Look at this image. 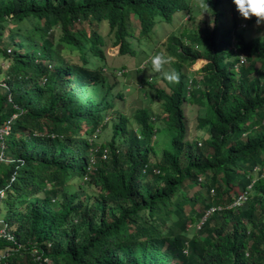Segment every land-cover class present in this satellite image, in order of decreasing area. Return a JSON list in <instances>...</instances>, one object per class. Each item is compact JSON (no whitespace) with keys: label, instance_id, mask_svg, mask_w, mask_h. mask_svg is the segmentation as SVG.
<instances>
[{"label":"trees","instance_id":"16d2710c","mask_svg":"<svg viewBox=\"0 0 264 264\" xmlns=\"http://www.w3.org/2000/svg\"><path fill=\"white\" fill-rule=\"evenodd\" d=\"M192 9V0H0V59L11 61L0 68L9 86L0 94V129L12 125L0 135V195L5 209L14 208L3 216L14 241L0 239L1 264H264V40L237 34L247 58L237 72L231 33L221 49L210 30L186 36L191 45L173 32L168 46L179 83L170 94L156 90L172 133L160 162L150 161L158 128L146 109L132 119L138 136L122 116L109 143L94 142L114 104L101 77L107 66L97 26L108 23L120 55H136L135 28L148 39ZM80 22L92 25V35ZM199 58L208 61L204 89L192 95L210 109L198 126L210 128V139L200 146L185 142L182 72ZM92 187L96 201L81 200L79 192ZM159 216L169 218L167 230Z\"/></svg>","mask_w":264,"mask_h":264},{"label":"rangeland","instance_id":"374dc122","mask_svg":"<svg viewBox=\"0 0 264 264\" xmlns=\"http://www.w3.org/2000/svg\"><path fill=\"white\" fill-rule=\"evenodd\" d=\"M210 7L213 10V15L210 16L208 13L204 14V18L202 19V13L199 9L193 7L192 12L190 13V17H187L186 13H180L175 18V23L173 26L167 25L163 23L156 27V33L153 34L150 38L142 39V35L140 34V28L137 27L134 29L136 39L132 41L133 49L136 50V55H132L131 53L122 56L119 54V46L115 43V36L113 33H110V29L107 22H102L97 26V31L100 36L104 38V44L102 45V50L104 55L106 56L105 64L107 68L104 70V74L101 77H107L109 83L111 85V91L109 95V99L112 103H114L111 107L107 109V107L102 103L105 110L107 109L106 120H109V123L102 132L98 135V137L94 138V142L97 145H102L105 143H109L114 137V126L117 125L122 116L129 118L131 123L129 125V129L133 130L135 136H138V126L132 122V119L136 113V111L141 109H146L150 112L153 120L156 122V127L158 128V133L154 137V140L150 143V146L153 147V151L150 153V161L151 163H158L162 158L164 149L169 145V142L172 140V133L169 129H164L165 127V119L163 115V107L164 102L161 101L157 97V89H163L167 93H171V87H174V83H169L165 80L161 73H156L151 71V64L145 63L152 56V53H163L165 56L171 57V52L169 48V38L172 36L180 37L181 40L185 43L190 44V40H186L185 37L189 34L194 35L195 33H200L203 37L205 35L204 30H211L214 32L211 27H209V21L214 18L215 20V41L219 44L220 48H224V35L227 32L235 31L239 28L240 25H247V28L240 33H243L246 41H250L252 39L258 38L264 40V31H262L261 27L257 24L249 25L247 24L249 20H243L238 12L236 11L235 5L232 0H208ZM216 4L215 8L213 5ZM202 19V20H201ZM201 20V21H200ZM130 24H132L130 22ZM78 29H84L89 34L92 25L88 22H80L77 25ZM261 30V32L259 31ZM174 32V33H173ZM225 32V34H224ZM56 41H58V37L61 36L60 30H55ZM174 35H173V34ZM238 33V32H237ZM172 35V36H170ZM142 50V51H141ZM144 50L147 51V54H144ZM197 51H200V47H196ZM65 56L72 63L81 64L82 61L79 60L78 55H75L71 51H65ZM173 58V62L170 65H165V71L174 70V63L176 62V58ZM10 60L0 59V68L6 70L10 65ZM143 64V68L141 65ZM148 64V65H147ZM205 64H194L186 65L184 64L183 71L186 75V84L187 87H192V92L196 89L197 86L201 90L204 89L203 77L204 74L201 71V66ZM140 70V71H138ZM258 71V68L255 69ZM255 71V72H256ZM0 72V94L8 92L7 91V83L4 81V74ZM143 72V73H141ZM176 72V71H175ZM189 74H192L188 76ZM188 76V77H187ZM252 76H255L253 73ZM193 79V84L190 85V81ZM144 80H149L150 84L155 88H150L145 85ZM170 85H169V84ZM5 88V89H3ZM187 91L189 92V89ZM104 87H100L99 90V99L98 102H101L102 96L104 97ZM187 95H189L187 93ZM195 99V101H194ZM209 106L206 99H197L194 97H190L186 100V104H184L185 111V123H186V140L190 144H200L203 141L210 139L209 136V127L199 128L200 119L205 118L209 113ZM159 116V119L157 117ZM83 126V124H82ZM12 125H8L5 128L0 129V135L8 136L11 133ZM123 147H128L130 142L127 140H123L119 142ZM200 146V145H199ZM5 154L0 155V159L4 160ZM261 164V163H260ZM76 191V190H74ZM80 189H78V192ZM242 190L236 189V193L241 192ZM192 194L196 192V189L191 190ZM99 190L95 187L85 189L80 191V199L84 200L88 203H93L96 201L94 197L95 194H98ZM234 195V194H233ZM5 195H0V230H3L6 233H10L12 231V227H7L4 221L5 212L12 213L13 207L11 209H5L3 203ZM187 210V206H186ZM220 210V209H217ZM162 222H164V229L167 230L170 225L169 218L165 216H159ZM202 224V220L193 226H189L188 233L193 235L197 230L200 229ZM205 236H201V239H204ZM7 253V250L0 252V257L2 254ZM7 255V254H6Z\"/></svg>","mask_w":264,"mask_h":264},{"label":"clouds","instance_id":"9594fccd","mask_svg":"<svg viewBox=\"0 0 264 264\" xmlns=\"http://www.w3.org/2000/svg\"><path fill=\"white\" fill-rule=\"evenodd\" d=\"M232 2L235 5L236 11L238 12L239 16L243 20H251L253 17H255L256 24L258 26L264 25V0H232ZM192 6L201 11L202 19L204 18L205 13H208L210 16L213 15V10L210 7L208 0H192ZM187 17H190V16H187ZM247 24H249V23H247ZM215 26H216L215 20L213 18L209 21V27H211L214 32H215V30H214ZM246 28H247V25H240L239 24L238 29H236L235 31L229 32V34L231 33V37H230V46H229L228 51H229V53H236L237 54V58L239 59L235 65V70H237V72H239L241 70V68H243L244 66H247V58L238 52L237 39H236L237 34H239L241 31L245 30ZM224 34H225V32H224ZM201 49L202 50H200V52H204V48H201ZM144 54H147V51L144 50ZM200 60L205 63L200 68L201 71L203 72V68L205 67V65H207L208 61L204 58H199L194 64H198V62ZM172 62H173L172 56L171 57L165 56L163 53H152V56L149 57V59L147 61H145V63L151 64V71L156 72V73H161L163 78L165 80H167L169 83H179V74L177 72H175L174 70L165 71V65H170ZM194 64H192V66ZM186 65H188V64H186ZM141 68H143V64L141 65ZM183 68H184V65L182 66V72L184 73ZM203 74L205 76L204 72H203ZM190 75H192V74H189L188 76H190ZM183 76L186 77L185 73ZM203 79H204V77H203ZM192 84H193V79L190 81V85H192ZM187 88L188 87H187L186 78H185V95H184L185 104H186V100H188L190 97H193V95H192L193 92L191 90L192 87L189 86V88H188L189 92L187 91ZM187 93L189 95H187Z\"/></svg>","mask_w":264,"mask_h":264},{"label":"built area","instance_id":"2783aa9c","mask_svg":"<svg viewBox=\"0 0 264 264\" xmlns=\"http://www.w3.org/2000/svg\"><path fill=\"white\" fill-rule=\"evenodd\" d=\"M246 200H247V197L245 195L241 196L239 198V200L237 202H235L234 207L242 206L244 204V202H246ZM216 211H217L216 208L211 209L207 213V215H209L212 212H216ZM3 238H6V239L11 240V241H14V237L10 233L8 234V233L4 232L3 230H0V239H3ZM1 262H2V257H0V264H1Z\"/></svg>","mask_w":264,"mask_h":264}]
</instances>
